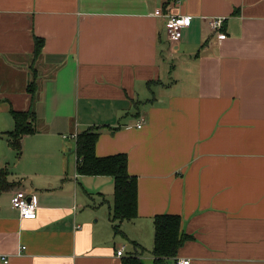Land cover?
<instances>
[{"label":"crops","instance_id":"0c3cea01","mask_svg":"<svg viewBox=\"0 0 264 264\" xmlns=\"http://www.w3.org/2000/svg\"><path fill=\"white\" fill-rule=\"evenodd\" d=\"M156 9L190 16L177 43ZM34 68L38 131L18 153L10 109ZM91 126L98 157L127 155L131 220H112V177L76 172L68 136ZM0 171V264H151L159 214L189 236L167 264H264V0H0Z\"/></svg>","mask_w":264,"mask_h":264},{"label":"trees","instance_id":"16d2710c","mask_svg":"<svg viewBox=\"0 0 264 264\" xmlns=\"http://www.w3.org/2000/svg\"><path fill=\"white\" fill-rule=\"evenodd\" d=\"M168 2L163 3V7ZM43 39L34 37L33 59L41 52ZM35 68L32 80L27 84L26 91L30 94V105L26 110L10 109L14 128L8 132L11 146L20 153L21 139L24 135H31L38 131V118L34 105L37 100V82ZM100 135L98 126H91L76 134L75 154L76 172L80 175H104L113 178V207L112 220L120 222L131 220L137 216V181L127 171V155L118 153L105 157H98L95 146ZM5 174L0 171V189L4 186ZM154 257L151 264H167V260L177 255L178 249L189 236L181 230L179 215L159 214L152 219ZM114 231L120 232L119 224H114ZM138 245L136 242H132ZM122 264H143L138 257L131 256L123 260Z\"/></svg>","mask_w":264,"mask_h":264},{"label":"built area","instance_id":"2783aa9c","mask_svg":"<svg viewBox=\"0 0 264 264\" xmlns=\"http://www.w3.org/2000/svg\"><path fill=\"white\" fill-rule=\"evenodd\" d=\"M180 1V0H178ZM157 16L165 17V30L167 34V38L171 43H177L181 36L182 30L190 25L191 18L186 15H170L164 14L160 9H156L154 12ZM224 23V18H208V25L214 32H220ZM142 119L137 124V127H141ZM68 137L75 139L76 134H71ZM11 205L18 212L19 218L21 219H35L37 216V204L36 202L29 196V194L23 190H16L11 196ZM117 254L122 255V251L118 250ZM4 262L8 260L3 258ZM189 260H181L178 259L176 264H189Z\"/></svg>","mask_w":264,"mask_h":264}]
</instances>
